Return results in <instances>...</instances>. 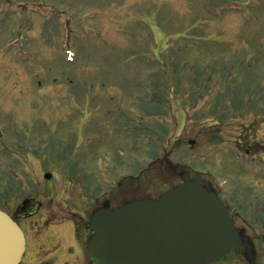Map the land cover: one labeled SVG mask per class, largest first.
I'll list each match as a JSON object with an SVG mask.
<instances>
[{"label": "rangeland", "instance_id": "obj_1", "mask_svg": "<svg viewBox=\"0 0 264 264\" xmlns=\"http://www.w3.org/2000/svg\"><path fill=\"white\" fill-rule=\"evenodd\" d=\"M23 116L37 156L21 150ZM9 129L29 136L5 163ZM185 171L233 212L264 213L246 189L264 174V0H0L2 209L27 185L88 217Z\"/></svg>", "mask_w": 264, "mask_h": 264}, {"label": "water", "instance_id": "obj_2", "mask_svg": "<svg viewBox=\"0 0 264 264\" xmlns=\"http://www.w3.org/2000/svg\"><path fill=\"white\" fill-rule=\"evenodd\" d=\"M90 227L88 249L99 264H205L242 244L223 200L200 173H183L157 199L113 209L105 203ZM24 250L23 231L0 209V264H19Z\"/></svg>", "mask_w": 264, "mask_h": 264}, {"label": "flooded vegetation", "instance_id": "obj_3", "mask_svg": "<svg viewBox=\"0 0 264 264\" xmlns=\"http://www.w3.org/2000/svg\"><path fill=\"white\" fill-rule=\"evenodd\" d=\"M18 118L20 121L23 120V123L17 125H29L31 136L29 141L22 140L21 150L28 157L37 156L36 148L31 146L32 144L36 145L38 141L39 128L32 122L36 118L24 116ZM26 120L28 121L26 122ZM23 129L27 130V128ZM16 131L10 133V129L8 130V137L3 145L5 163H8L7 160L12 148L11 144L21 140L20 133H24L25 136L28 135L27 132ZM11 137H13V142ZM14 146L21 148L20 144L17 146L14 144ZM55 150H57V147L55 148L53 142L46 148V152L50 151L52 154L55 153ZM37 163L33 164L37 165ZM19 166L16 165V167ZM51 170L53 171V169ZM52 171L47 172L52 175ZM256 176L261 177L259 174ZM46 177L50 178L51 176ZM262 177L263 179H260V182L248 183L246 188L248 194L251 193L252 187L261 189V193L264 194V182H262L264 181V174ZM47 180L48 182L52 181L53 184L52 177ZM14 187L11 194L5 198L4 204L6 206L16 205V207H5L4 210L17 221L24 232L26 246L19 264H98L96 260L91 258L88 243L94 234L89 222L93 212L100 206L88 212V217H84L82 214L73 211L76 203L70 198L54 196L26 197L27 185L20 189ZM211 187L221 196V191L215 190L213 186ZM113 197H115V193ZM222 199L224 200L223 197ZM105 202L110 203L109 200ZM224 202L234 224L238 228L243 245L232 250L221 259L206 264H264V213L256 211L248 213L233 212L232 206L226 200ZM249 207L252 208V206Z\"/></svg>", "mask_w": 264, "mask_h": 264}, {"label": "bare ground", "instance_id": "obj_4", "mask_svg": "<svg viewBox=\"0 0 264 264\" xmlns=\"http://www.w3.org/2000/svg\"><path fill=\"white\" fill-rule=\"evenodd\" d=\"M183 173V172H182ZM241 245H243V242H242V244Z\"/></svg>", "mask_w": 264, "mask_h": 264}]
</instances>
